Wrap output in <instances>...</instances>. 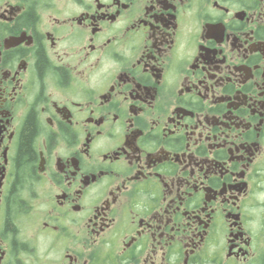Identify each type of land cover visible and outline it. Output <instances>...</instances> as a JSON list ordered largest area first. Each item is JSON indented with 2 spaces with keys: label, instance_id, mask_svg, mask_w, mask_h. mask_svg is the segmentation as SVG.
Returning a JSON list of instances; mask_svg holds the SVG:
<instances>
[{
  "label": "flooded vegetation",
  "instance_id": "1",
  "mask_svg": "<svg viewBox=\"0 0 264 264\" xmlns=\"http://www.w3.org/2000/svg\"><path fill=\"white\" fill-rule=\"evenodd\" d=\"M0 264H264V0H0Z\"/></svg>",
  "mask_w": 264,
  "mask_h": 264
},
{
  "label": "trees",
  "instance_id": "2",
  "mask_svg": "<svg viewBox=\"0 0 264 264\" xmlns=\"http://www.w3.org/2000/svg\"><path fill=\"white\" fill-rule=\"evenodd\" d=\"M35 130H36L35 122L33 117L31 116L29 118L28 128L26 130V136L23 138V144L21 149L26 156L25 158L32 159V157L34 156V152L31 146V138L34 135Z\"/></svg>",
  "mask_w": 264,
  "mask_h": 264
}]
</instances>
